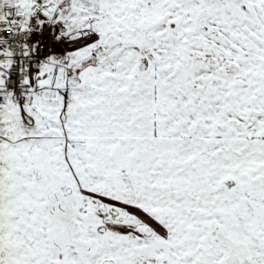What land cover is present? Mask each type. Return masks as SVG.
<instances>
[{
  "label": "snow or ice",
  "instance_id": "1",
  "mask_svg": "<svg viewBox=\"0 0 264 264\" xmlns=\"http://www.w3.org/2000/svg\"><path fill=\"white\" fill-rule=\"evenodd\" d=\"M0 264H264V0H0Z\"/></svg>",
  "mask_w": 264,
  "mask_h": 264
}]
</instances>
